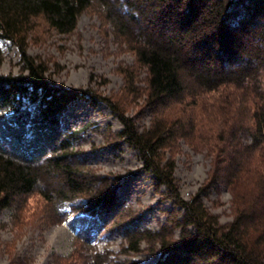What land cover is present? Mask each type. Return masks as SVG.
<instances>
[{
  "label": "trees",
  "instance_id": "16d2710c",
  "mask_svg": "<svg viewBox=\"0 0 264 264\" xmlns=\"http://www.w3.org/2000/svg\"><path fill=\"white\" fill-rule=\"evenodd\" d=\"M90 7H97L115 30H128L143 43L137 60L146 68L153 106L180 101L192 90L241 86L248 79L258 83L263 108L254 126L235 108L228 129L216 138L211 183L239 195L235 215L224 225L198 194L176 198L173 165L159 167L158 151L167 140L162 135L176 133L173 125L160 120L138 132L117 116L120 136L182 210L177 242L154 233L163 256L157 264H264V0H0V41L15 42L38 16L67 34ZM21 54L19 74H0V211L38 192L64 216L65 204L82 199L68 206L69 212L96 216L101 223L77 229L74 238L90 251L86 258L92 264H106L107 251L91 253V230L104 229L105 219L116 212L113 188L102 187L103 180L95 181L81 168L82 157L73 147L76 133L63 130L59 120L67 104L89 93L55 85L42 63L24 50ZM143 234L149 232L127 235L129 250L138 251Z\"/></svg>",
  "mask_w": 264,
  "mask_h": 264
},
{
  "label": "rangeland",
  "instance_id": "374dc122",
  "mask_svg": "<svg viewBox=\"0 0 264 264\" xmlns=\"http://www.w3.org/2000/svg\"><path fill=\"white\" fill-rule=\"evenodd\" d=\"M143 46L130 31L115 30L97 7L84 10L67 34L57 33L38 16L15 42L0 41V74H19L24 50L44 65L50 82L89 93V98L67 104L59 120L63 130L76 133L73 147L82 157L81 168L95 181L103 180L102 187L113 188L116 212L105 219L104 229L91 230L95 239L91 253L107 251L106 264H157L163 256L154 233L177 242L181 231L182 210L120 136L123 125L117 115L138 132L160 120L173 125L176 133L162 135L167 140L158 151L159 167L173 165L176 198L188 200L198 194L207 211L224 225L233 219L239 195L211 183L216 138L228 129L235 108L247 115L252 127L263 108L258 83L252 79L214 91L192 90L180 101L153 106L146 68L137 60ZM252 160H259L257 151ZM79 202L82 199L65 204L62 216L34 192L1 210L0 264H92L86 258L90 251L73 234L88 225L96 227L101 220L69 212L68 206ZM143 229L149 234H143L138 251L129 250L127 235Z\"/></svg>",
  "mask_w": 264,
  "mask_h": 264
}]
</instances>
